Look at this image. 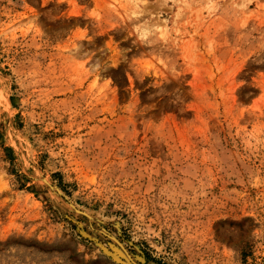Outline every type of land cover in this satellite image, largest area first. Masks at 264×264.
<instances>
[{
  "label": "rangeland",
  "instance_id": "1",
  "mask_svg": "<svg viewBox=\"0 0 264 264\" xmlns=\"http://www.w3.org/2000/svg\"><path fill=\"white\" fill-rule=\"evenodd\" d=\"M0 264H264V0H0Z\"/></svg>",
  "mask_w": 264,
  "mask_h": 264
}]
</instances>
